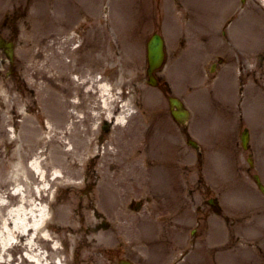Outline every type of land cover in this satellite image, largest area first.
Returning <instances> with one entry per match:
<instances>
[{
    "label": "rangeland",
    "instance_id": "1",
    "mask_svg": "<svg viewBox=\"0 0 264 264\" xmlns=\"http://www.w3.org/2000/svg\"><path fill=\"white\" fill-rule=\"evenodd\" d=\"M26 0H16V3H22L20 4L21 7H25ZM29 1V0H27ZM94 1L97 3L95 6L94 3L90 5V3ZM162 1V0H161ZM226 0H219L217 1L219 5L223 4ZM262 4V0H248V4L253 5L254 9L257 10L256 4ZM57 0H31L29 3L27 16L18 22V27L20 28V35L17 37V43H16V51H15V64L19 67L20 75L22 76V81H17V87L20 91H18L15 86H11L9 82H7V79L5 77V68L7 66V62L5 63V67L2 68L0 65V68L2 69V73L0 72V87H3L5 90L13 92L10 96L14 97V100L17 105H22L28 103V110L32 113L35 111H38V105L35 104L36 101H34V96L30 93V88H33L34 80L32 78V73L35 72V70H38L39 73L41 72L43 74L49 75L52 74L55 79L54 80H47L49 86L52 88L53 92L54 90H59L61 94H64L65 97H67V100H75L78 102L77 108L74 110L76 116H75V134L77 138H73L70 140L69 137L64 138V141L68 142L66 147H72L71 155L69 157V160H75L77 162L76 164L68 165V167H65L63 163L59 162L57 157L55 156V153L50 155L51 162L53 163L54 168L62 172L64 175V178L61 180L62 183H67V181H73L76 180L77 182H82V186L79 189L77 186H65L71 188L70 190H64V189H58L56 194V206L59 204H62L64 202L65 204L70 206L71 214H73V218L76 220L77 223V231L75 232V235L77 236L76 243L73 245L75 248L74 250V256L72 254V259H70L69 264H75L76 262L83 263V264H98V262L101 261V258L104 259V261L108 264H117V259L121 256L120 255V246L118 243L121 241V236L118 238L117 247L114 250H110L108 253L107 251L109 249H106L107 245L112 243L109 241L110 236L108 231H96V223H99L101 220V217L97 216L98 212L96 211L95 214L93 212H88V208H91L92 206H95L94 200H90V197L94 195H91V193L95 190L93 189V185L95 184V188L97 186V178L94 177L95 180L92 179L89 180L87 178L88 172H92V168L96 167V174L99 173L100 175V183H103L102 175L100 174V170L103 168V165L101 163H106L107 165H119L121 155H124L125 151H128V145L126 144V141L124 140V137H129L130 132L133 131V135L131 138L134 137V141L138 140L141 141V138L143 137V133L145 131L144 125L142 124V128L139 126V122L136 123L129 122L132 117L127 118V122H123L122 128L117 127L116 125L112 126L110 129V134L108 136L102 138V141L99 139V133L100 130L98 129V123L100 119H102L108 111H110L109 105L103 107L100 105V97L98 95V81L96 74L98 72L95 71V69L91 68L93 60L91 62L90 57L87 59L81 55L79 58H76L75 55L68 53L60 55L54 48V46L50 47L48 44L55 40L54 36L58 32L56 29V25L60 23H66L64 20H69V23L71 24L73 19H87L90 18L94 23L96 22H105L108 23L110 26V33L116 35V37L120 40V55L121 57L117 58L115 55L110 56V61L112 62H118L120 67L119 69L111 68L109 72V84L113 85V80L119 77L118 74H121L122 78L120 77L122 81V85L125 88V98L132 97L134 95L133 88H137L140 86H144L142 83L140 84L139 80L142 76V69L144 67V49H145V42L147 38V32H149L151 29H157L162 30L161 26H158L157 18L154 14L158 11V7L160 5V0H73L71 5L62 3L58 4ZM58 6L59 10H64L65 17L60 18L59 15H57V11L55 7ZM101 12V16L99 13V9ZM72 13L70 16V19L67 17L69 13ZM160 12V10H159ZM151 14V20L146 19L148 15ZM262 14V25L264 26V6L261 10ZM76 17V18H74ZM153 18H154V24H153ZM62 20V21H61ZM145 21V22H142ZM151 21V23H149ZM161 21V20H160ZM78 22V29L80 27H83L81 32L83 33V39L87 40V35L89 31H87V28L84 23V25H80V23H83L81 21ZM44 23V30L42 33V28ZM104 23V22H103ZM147 23V24H145ZM48 24V25H47ZM116 24V25H114ZM92 27H95L92 23ZM162 32L166 35L165 30H162ZM229 32V31H228ZM41 35H49V43L46 42V47L42 45V41L40 39ZM82 36L79 38L77 37L74 41L75 44H79L78 39H81ZM53 42V41H52ZM88 40L84 42V45H87ZM48 46V47H47ZM257 46H260V48L264 47V41L259 43ZM85 47V46H84ZM85 51H88V49H84ZM49 48V49H48ZM69 50V48H68ZM43 53L44 59H39L37 56L38 53ZM68 56V57H67ZM69 56H71L72 59H75V62L77 63L76 68L74 66L69 65ZM42 60V61H41ZM254 68L256 69V60L253 62ZM32 65V66H31ZM34 66V67H33ZM264 67V65H263ZM254 69V70H255ZM52 70V72H51ZM264 70V69H263ZM75 78V79H74ZM77 79V80H76ZM95 80H97L95 82ZM83 81L86 84V87L89 89V91L83 92L82 90H76V82ZM22 82V83H18ZM40 83V85L43 83H46L45 80L40 79L37 81ZM29 83V84H28ZM60 85V86H59ZM97 85V86H96ZM264 85V84H263ZM30 87V88H29ZM34 89V88H33ZM217 90L219 93L217 94V99H222V90L220 88L212 89L211 92L216 94ZM17 92H20L22 95L17 94ZM78 92V93H77ZM113 92V91H111ZM254 93H256V89L254 90ZM112 94V93H111ZM249 94V92H248ZM137 97V92L134 95L133 98ZM256 97V96H255ZM251 96V105H249L250 113H252L251 120L248 123V126L251 128L252 132L253 127H258L259 131L264 135V101L258 102V98ZM115 98V97H112ZM157 99V100H154ZM110 100V98H109ZM142 100L145 104H148L152 108H161L162 99L160 96V93L157 89H149L145 90L142 93ZM235 100L236 94L233 92L230 96L229 102L226 104V107L230 110V116H235L236 113L234 111L236 110L235 107ZM249 100V96L247 98V90L244 91L242 94V101H241V108L244 102ZM29 101V102H28ZM126 100L123 97L122 103H124ZM188 101H192L188 99ZM130 102H133L132 100ZM112 106V105H111ZM131 108V103L129 106ZM219 108V107H218ZM227 108H223L222 110H213L211 113H207L202 115L201 124L203 127V130H206V135H208L212 142L214 144H222V139L225 140L227 133L222 129L223 125L217 122V117H222L223 119H227L229 115V111H227ZM245 109H247V105L244 106ZM46 113H48V109H45ZM133 115L134 112H131ZM130 114V115H131ZM163 118L165 116L163 115ZM43 118H40L39 121H41ZM248 119L246 118V121ZM132 121V120H131ZM248 122V121H247ZM132 123L133 127L132 129H129V124ZM174 130H178L172 123H170L168 120H164L163 122H160V127L152 131H147L145 133V139H146V150H152L157 149L161 154H167V147L170 144V135L174 133ZM6 133V132H5ZM255 134V133H254ZM86 135V145L82 146L81 138L80 136ZM2 137V136H1ZM8 135L3 140H0L2 145L0 146V182H4L9 178V161L11 158H17L16 152L11 151L10 148H7L6 145V139ZM107 139V141H106ZM143 140V138H142ZM259 144L262 143L261 137H259L256 140ZM111 142L113 144H111ZM84 143V144H85ZM83 144V145H84ZM131 146L135 147V143H133ZM137 148H140V144L136 146ZM144 145L141 146L143 149ZM171 149L173 150V145L170 144ZM27 151V155L24 156V160L27 158L28 161L35 152H29L28 147H25ZM74 149L75 152H74ZM42 148H38L37 151H41ZM117 151V152H116ZM226 152V150H224ZM11 152V153H10ZM256 154L254 156L255 161L259 163V165L263 166L262 171V178L264 183V154L261 153V151H255ZM218 153V149L216 151H212L207 157V160L211 159L210 155ZM30 154V155H28ZM73 155H78L79 159L74 158ZM96 155V156H95ZM100 156L99 158H96L97 156ZM44 154L42 155V157ZM236 154H232V157L235 158ZM237 156L239 157L240 161H243V157L238 153ZM245 157V156H244ZM221 161L224 163L223 157L221 156ZM90 163V165H88ZM173 170V169H172ZM217 174H219L217 171ZM228 172V171H226ZM29 173V171H28ZM72 173L75 174V178L72 176ZM222 173V171H221ZM169 177L174 180V171L171 175H168ZM59 179V178H58ZM98 179V180H99ZM92 182V187L89 189L86 185L88 183ZM225 182V181H224ZM61 183V184H62ZM99 183V184H100ZM108 185H113V183L109 180L105 182ZM119 188H122V182L120 180L115 182ZM226 183V182H225ZM250 184V183H249ZM227 185L228 188L231 189L230 195L234 197L233 201H227L228 205H231L234 207L238 201H235L237 198H240L242 196H245L243 194L244 192L248 194L247 189L243 187L242 191L240 189V186H235L233 182L224 184ZM251 186V184H250ZM198 188V187H197ZM220 188H227V187H220ZM120 190V189H119ZM115 189L114 191H111L112 193H117L118 196L121 197V190ZM254 190V189H253ZM251 191L250 194L253 195L254 193L257 194L256 190ZM9 189L8 185L4 187H0V195L4 197L7 195ZM142 192V191H141ZM140 192V193H141ZM243 192V193H242ZM223 193V192H221ZM101 198L99 205L103 208L105 205L107 206H114L115 198L110 193H101ZM202 196L200 197L196 196V201L199 202L201 200ZM61 202V203H59ZM8 209V207H7ZM5 209V211L7 210ZM98 209V208H96ZM114 213V212H113ZM110 213L103 217V220H113L114 214ZM97 214V215H96ZM115 214H119L115 213ZM260 224L259 226L257 224ZM92 224V225H91ZM262 224V218L260 217L259 221H255L254 225H251V230L254 229V232L261 226ZM90 225V226H89ZM257 225V226H256ZM71 231H67L66 234H70ZM53 235H57V231L54 229L52 232ZM92 236V237H91ZM261 234L257 233H241L239 232L237 234V240L235 239V243H233V247L236 246V253H239L241 256H236L234 259L231 258L232 261L228 257L221 259L222 264H264V237L260 238ZM89 239H92L91 243L95 245L96 249L99 247L98 243L102 242V245L96 250V251H90L88 250L87 241ZM56 243L63 247L64 249L68 248L71 245V242L67 238H60L56 237L54 239ZM225 240V239H223ZM108 242V243H107ZM259 243V251L256 248L249 249V245H252V243ZM251 243V244H250ZM208 243L205 240H202V246L205 249L207 248ZM43 251L46 253L49 251L48 248H42ZM70 253V252H69ZM18 255V254H17ZM63 257V253L61 254ZM262 255V257H261ZM119 256V257H118ZM98 257H100L98 259ZM131 257L135 260L132 255ZM246 263H244L242 261ZM190 264H211L210 260L204 256L202 259L191 262Z\"/></svg>",
    "mask_w": 264,
    "mask_h": 264
},
{
    "label": "bare ground",
    "instance_id": "2",
    "mask_svg": "<svg viewBox=\"0 0 264 264\" xmlns=\"http://www.w3.org/2000/svg\"><path fill=\"white\" fill-rule=\"evenodd\" d=\"M41 75V72L35 70L32 73L34 89L29 87L31 95H35L33 100L36 101L35 104L39 109L34 113L26 112L22 107L17 106L14 97H8L6 91L0 88V99H2L0 113L4 115L6 112L7 114L0 118V140H3L1 134H4L5 127L11 126L6 129L8 134L6 143L13 145L17 155V160L13 158L9 161V178L0 182V187L12 185V191L8 192L6 198L14 202L13 206L7 209L8 202L0 195V264H68V256L61 257L60 254L64 250L54 239L56 237L67 238L70 240L72 248L77 240L75 232L78 226L68 210L69 206L66 204L57 205L54 209L51 208L52 215L49 216L44 203L46 199H49L47 196L50 186L52 184L58 186L61 183L56 182V179L62 173L54 168L50 159L53 151L59 162L63 163L65 167L75 162V160H69L73 148H66L68 143L64 141V138L69 137L71 140L73 136L76 137L74 135L76 127L74 110L79 104L75 100H67V97L61 94L58 89L53 92L47 80H54L55 75L54 77L52 74ZM42 77L46 83L40 85L37 81ZM75 89L86 93L89 91L83 81H77ZM108 90V85L103 83L98 85L102 105L110 104ZM26 104L28 105V103ZM45 109H48V113ZM40 118H43L42 122L39 121ZM121 121L122 116L119 113L115 117V122L119 124ZM19 128L24 130L23 133L21 132L22 134H19ZM21 146L28 147L29 152L36 150L28 162L27 169L23 167L19 159ZM38 148H42V150L39 152ZM48 170L52 177L49 187L47 186ZM29 175L34 177L36 184L34 190L31 186L32 193L35 195L34 199H30V195L26 194L31 191L30 182L27 179ZM72 176L75 178L74 173ZM21 178L24 179L25 190L19 186ZM60 185L79 186L74 181H67ZM101 186L99 185V187ZM46 203L52 206L53 202L48 200ZM5 209L7 210L5 211ZM53 228L57 231V235L51 233ZM67 231H71V233L67 235ZM91 241V239L87 241L88 248L95 249L96 247ZM42 248H48L49 251L46 253ZM17 254H20L19 258L14 257Z\"/></svg>",
    "mask_w": 264,
    "mask_h": 264
},
{
    "label": "water",
    "instance_id": "3",
    "mask_svg": "<svg viewBox=\"0 0 264 264\" xmlns=\"http://www.w3.org/2000/svg\"><path fill=\"white\" fill-rule=\"evenodd\" d=\"M148 62L149 72L158 67L162 60V43L158 37L152 38L148 43ZM177 105V104H176ZM178 106V105H177ZM180 118L186 116V113H179Z\"/></svg>",
    "mask_w": 264,
    "mask_h": 264
},
{
    "label": "flooded vegetation",
    "instance_id": "4",
    "mask_svg": "<svg viewBox=\"0 0 264 264\" xmlns=\"http://www.w3.org/2000/svg\"><path fill=\"white\" fill-rule=\"evenodd\" d=\"M9 8L12 9V18H14L15 14L13 12V0H0V9H9ZM0 25H1L0 33L4 35V33L1 31L6 30V26H8V24H7V22H1ZM0 52L3 53L4 50L2 49Z\"/></svg>",
    "mask_w": 264,
    "mask_h": 264
}]
</instances>
